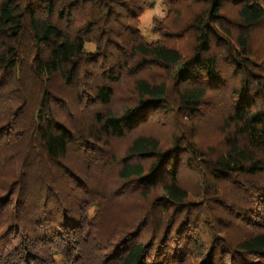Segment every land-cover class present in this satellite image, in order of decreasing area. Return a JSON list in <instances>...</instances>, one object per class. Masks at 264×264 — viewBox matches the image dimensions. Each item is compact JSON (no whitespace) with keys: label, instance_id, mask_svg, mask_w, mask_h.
I'll use <instances>...</instances> for the list:
<instances>
[{"label":"trees","instance_id":"16d2710c","mask_svg":"<svg viewBox=\"0 0 264 264\" xmlns=\"http://www.w3.org/2000/svg\"><path fill=\"white\" fill-rule=\"evenodd\" d=\"M161 3L146 41L148 0H0V264H264V0ZM74 148L111 194L70 200Z\"/></svg>","mask_w":264,"mask_h":264},{"label":"rangeland","instance_id":"374dc122","mask_svg":"<svg viewBox=\"0 0 264 264\" xmlns=\"http://www.w3.org/2000/svg\"><path fill=\"white\" fill-rule=\"evenodd\" d=\"M148 1L150 2L151 5L149 6L148 9L144 10L143 13L141 14V16L139 17L138 28H139V31H140L142 37L146 41H152V40L156 39V36H157V34L151 32L152 19L153 18L156 19L157 17L155 15H153L150 10L155 9V7L157 5V0H148ZM160 3H161V0H160ZM161 5L164 8V5L162 3H161ZM164 16H165V14H164ZM259 32L260 31L257 32L258 33L257 37H258V35L262 36ZM260 44L262 45L260 47H264V43L263 42L260 43ZM86 49L87 50H91L92 49V45L87 44L86 45ZM210 114H211V112L208 111V113L205 115L207 117L206 122H209L211 120V118L209 117ZM196 118L198 119V116ZM212 123L213 122H211L207 126H204L203 129H202V134H201V137L199 138L201 140L200 142H202L201 143L202 145H203V143L204 144L206 143L207 139L212 137V133L204 134L205 132H208L207 130L211 131L214 128V126L211 125ZM156 131H157L156 134H157L158 140L161 142V144L164 145V146L167 145L166 141H168V138H167V134L168 133H166L165 131H163L161 129H157ZM210 143L211 142H208L207 144H210ZM116 144L110 145L111 146L110 149L112 147H115ZM214 145H215V143H214ZM74 149L72 150L73 153H70L68 155V157L63 159V161H62V163H65L66 165H69L71 168L72 167L76 168V171L81 173V174L78 175L79 177L75 178L78 181V183H77V187L78 188L76 190H74L75 194H77V195L74 194L72 197L70 196V200L72 201V199L75 196H81L82 195V190L86 189V188H89V186L90 187L93 186V188H96V189H94L95 192H96V190H98V187H103V189L105 187L107 189V193L110 191V194H111L115 190V188H113L111 185H110V187L108 186V181H110V179L113 178L112 175H111L112 172H108V171L102 172L101 169H99V168H101L99 163L95 159H93L94 157H91V156H94V155L91 154V152L85 154V153L78 152L76 148H74ZM100 157L106 158L104 155H100ZM86 162H88V165L86 164ZM46 164L43 167L42 171L37 168V165H35V166L33 165L32 167L28 168V177H29V183L30 184H33V186L38 187V181H39L40 174H41L40 178L43 177V176L47 177L49 175L48 178H47V179H49L51 174L59 173L61 171L59 167H55L54 166V167L51 168V172L52 173L50 174L49 168L46 167L48 165H46ZM85 165H86V167H85ZM190 169L191 168H187V170L185 171V174L182 175V180L183 181H188V184H191L192 181L190 182V180H192V177L194 175L193 172L191 171L192 169L191 170ZM85 178L87 180V183L84 184L83 182H85V180H84ZM104 179H106V180L103 181ZM59 187L62 188V190H63V185H61ZM230 190L232 192L233 189L230 188ZM231 192L229 191L228 195L229 196H233V198H234V194H233V192L232 193ZM64 193H65V190H64ZM92 195L95 196L96 194L94 193ZM132 198H134L133 202H135L138 199L137 196L132 197ZM132 198H130L129 194H127V193L124 194L123 196L119 197L116 201H118V203H120V200H122L123 204H120L116 208L111 207L110 203H108L107 201L101 200L100 202L103 204V207H101V210H100V214H101V217H102L100 219V221H99L100 222V226L98 227V229H94V232H93L92 235L95 236V237H99V236L103 235L104 232H105V229L107 228L106 226H108V220H113V219L116 218V213L118 214V209H122L123 207L124 208L125 207H131L132 205L134 206V204L132 202ZM32 208H35V206H32ZM87 214H88V217L90 219H92V218L94 219L95 218V210L92 208V205L89 206V209L87 210ZM97 226H98V224H97ZM103 227H106V228H103ZM235 230H236V228L232 229L231 236H235L236 235V231ZM246 230H250V228H247ZM52 264H69V263L61 255H56V256L53 257Z\"/></svg>","mask_w":264,"mask_h":264},{"label":"clouds","instance_id":"9594fccd","mask_svg":"<svg viewBox=\"0 0 264 264\" xmlns=\"http://www.w3.org/2000/svg\"><path fill=\"white\" fill-rule=\"evenodd\" d=\"M153 15H155L158 19H163L165 14V9L162 7L160 0H157V5L155 9L150 10Z\"/></svg>","mask_w":264,"mask_h":264}]
</instances>
